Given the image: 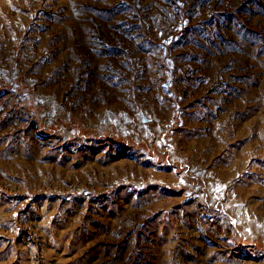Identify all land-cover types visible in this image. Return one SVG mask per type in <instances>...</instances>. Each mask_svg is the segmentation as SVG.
Instances as JSON below:
<instances>
[{"label":"rangeland","instance_id":"374dc122","mask_svg":"<svg viewBox=\"0 0 264 264\" xmlns=\"http://www.w3.org/2000/svg\"><path fill=\"white\" fill-rule=\"evenodd\" d=\"M0 264H264V0H0Z\"/></svg>","mask_w":264,"mask_h":264},{"label":"water","instance_id":"95a60500","mask_svg":"<svg viewBox=\"0 0 264 264\" xmlns=\"http://www.w3.org/2000/svg\"><path fill=\"white\" fill-rule=\"evenodd\" d=\"M149 120L147 119V117L146 116H144V118H143V122H148Z\"/></svg>","mask_w":264,"mask_h":264}]
</instances>
